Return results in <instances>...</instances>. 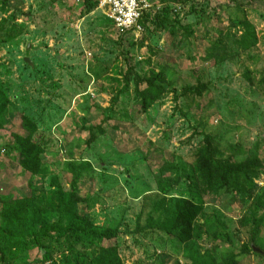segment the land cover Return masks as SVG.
I'll return each mask as SVG.
<instances>
[{
    "label": "rangeland",
    "instance_id": "obj_1",
    "mask_svg": "<svg viewBox=\"0 0 264 264\" xmlns=\"http://www.w3.org/2000/svg\"><path fill=\"white\" fill-rule=\"evenodd\" d=\"M153 1L135 34L93 0H0V264H96L45 226L116 229L122 264H264V0Z\"/></svg>",
    "mask_w": 264,
    "mask_h": 264
},
{
    "label": "trees",
    "instance_id": "obj_2",
    "mask_svg": "<svg viewBox=\"0 0 264 264\" xmlns=\"http://www.w3.org/2000/svg\"><path fill=\"white\" fill-rule=\"evenodd\" d=\"M96 2L95 0H93ZM97 3V2H96ZM172 7L170 5L167 6H161V9L158 11V13L155 15V17L164 15V18H169ZM150 22L148 17H145L144 19V27ZM252 32V31H250ZM254 39V34L253 32L251 33ZM144 109L148 107L147 103H143ZM23 151L20 152V164L27 170L33 173H38L40 170V155L42 152L41 148H35L34 152L32 154H29L24 151V148L22 149ZM210 163V162H209ZM214 163H210L207 166V174L210 172V170L214 167ZM222 175L218 176L219 179H221L219 185H222L224 183L229 182L231 179H235L238 177L236 176L234 172L233 174L230 173V170H227L226 168L222 167L220 170ZM241 175V174H240ZM243 177H245V174H242ZM236 176V177H235ZM212 175H210V179L212 180ZM209 183V182H208ZM210 184V183H209ZM257 225L254 226V228L250 232L249 236V243L243 247L242 253H248L251 251H255V248L252 247L251 245L255 243L256 240V234H257ZM101 232L97 233L95 232L96 230L88 229L86 227H77V228H71V229H63L59 228L57 226H45L43 228V232H51L54 233V243H53V248L50 249L51 252H55L56 249H59L62 244L65 245H74L76 244L78 238L85 237L84 235H87V240L91 242L97 249L100 251V255L97 257L98 260L96 261V264H122L116 247L110 246L106 247L103 245L105 241H112L118 238V231L116 229H99ZM259 253L262 258H264V252H257Z\"/></svg>",
    "mask_w": 264,
    "mask_h": 264
},
{
    "label": "built area",
    "instance_id": "obj_3",
    "mask_svg": "<svg viewBox=\"0 0 264 264\" xmlns=\"http://www.w3.org/2000/svg\"><path fill=\"white\" fill-rule=\"evenodd\" d=\"M107 12L108 18L124 33L141 34L144 19L153 17L161 6L153 0H95Z\"/></svg>",
    "mask_w": 264,
    "mask_h": 264
},
{
    "label": "water",
    "instance_id": "obj_4",
    "mask_svg": "<svg viewBox=\"0 0 264 264\" xmlns=\"http://www.w3.org/2000/svg\"><path fill=\"white\" fill-rule=\"evenodd\" d=\"M31 49V45H29L28 46V48H27V51H29ZM24 62L28 65V66H30V67H34V64H33V62L30 60V58H25L24 59ZM258 252H260L259 250H258Z\"/></svg>",
    "mask_w": 264,
    "mask_h": 264
}]
</instances>
